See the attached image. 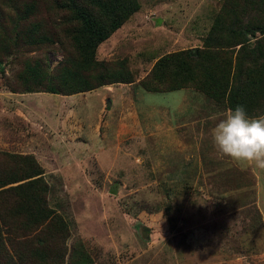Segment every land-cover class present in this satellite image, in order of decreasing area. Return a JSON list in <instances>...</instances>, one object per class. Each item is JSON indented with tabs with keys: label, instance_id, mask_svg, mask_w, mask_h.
Segmentation results:
<instances>
[{
	"label": "rangeland",
	"instance_id": "1",
	"mask_svg": "<svg viewBox=\"0 0 264 264\" xmlns=\"http://www.w3.org/2000/svg\"><path fill=\"white\" fill-rule=\"evenodd\" d=\"M224 1L139 0L95 52L107 69L93 74L131 82L24 91L26 63L38 60L51 73L63 48L72 51L60 16L48 10L41 19L64 46L47 42L51 52L2 60L0 151L30 154L42 166L48 203L70 227L63 264L80 249L88 264H264V170L219 157L212 143L229 108L192 82L180 88L192 98L139 82L161 56L202 47Z\"/></svg>",
	"mask_w": 264,
	"mask_h": 264
},
{
	"label": "trees",
	"instance_id": "2",
	"mask_svg": "<svg viewBox=\"0 0 264 264\" xmlns=\"http://www.w3.org/2000/svg\"><path fill=\"white\" fill-rule=\"evenodd\" d=\"M138 8L139 0H0V64L13 53L51 52L48 45L56 41L64 46L48 19H41V11L48 10L60 16L58 26L67 31L72 51L63 48L51 73L38 60L26 63L18 74L24 91L72 94L131 82L122 74L106 80L105 72L93 73L107 69L95 59L97 46ZM208 33L202 47L158 58L139 81L142 87L167 91L192 82L232 110L239 105L249 117L264 113V0H225ZM43 173L34 156L0 151V264H63L70 227L48 203ZM91 262L83 249L72 261Z\"/></svg>",
	"mask_w": 264,
	"mask_h": 264
},
{
	"label": "clouds",
	"instance_id": "3",
	"mask_svg": "<svg viewBox=\"0 0 264 264\" xmlns=\"http://www.w3.org/2000/svg\"><path fill=\"white\" fill-rule=\"evenodd\" d=\"M211 137L219 157L264 170V116L249 117L239 105L229 108L218 118Z\"/></svg>",
	"mask_w": 264,
	"mask_h": 264
},
{
	"label": "crops",
	"instance_id": "4",
	"mask_svg": "<svg viewBox=\"0 0 264 264\" xmlns=\"http://www.w3.org/2000/svg\"><path fill=\"white\" fill-rule=\"evenodd\" d=\"M167 94H175V95H172L171 96V97H175V98H179V97L181 98L182 96L183 97L187 96V97L192 98V96H193V92L191 90H188V89H180V88H179V90L177 89V90L171 91V92H169Z\"/></svg>",
	"mask_w": 264,
	"mask_h": 264
}]
</instances>
